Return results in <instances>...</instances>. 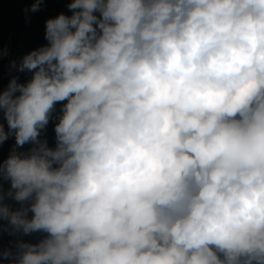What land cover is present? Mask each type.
Masks as SVG:
<instances>
[{"label": "clouds", "instance_id": "9594fccd", "mask_svg": "<svg viewBox=\"0 0 264 264\" xmlns=\"http://www.w3.org/2000/svg\"><path fill=\"white\" fill-rule=\"evenodd\" d=\"M67 7L0 91V231L47 234L0 264H264V0Z\"/></svg>", "mask_w": 264, "mask_h": 264}, {"label": "water", "instance_id": "95a60500", "mask_svg": "<svg viewBox=\"0 0 264 264\" xmlns=\"http://www.w3.org/2000/svg\"><path fill=\"white\" fill-rule=\"evenodd\" d=\"M56 0H42L40 8L32 12V5L35 0H0V91L7 88L13 77H18V82L27 83L32 72L25 70L19 72L13 67V62L19 64L23 56L29 52L47 44L45 40L46 21L55 18L54 4ZM27 10V11H26ZM0 123L4 124L7 130L6 120L0 115ZM47 128L42 132L41 139H47ZM15 145V138L10 137L6 142L0 144V162L6 160ZM31 145H25L17 151L26 152ZM10 182H3V189L7 191ZM13 208L19 205L12 200H6ZM31 213H29V217ZM0 224H7V221H0ZM46 233H32L31 235H10L8 231H0V251L11 249L16 250L18 240L29 243H38ZM3 264H8L5 260Z\"/></svg>", "mask_w": 264, "mask_h": 264}, {"label": "trees", "instance_id": "16d2710c", "mask_svg": "<svg viewBox=\"0 0 264 264\" xmlns=\"http://www.w3.org/2000/svg\"><path fill=\"white\" fill-rule=\"evenodd\" d=\"M70 2V0H56L55 4H54V13L55 16L64 13L66 15H71V12L69 11L67 4ZM63 103H66L63 102ZM60 108H61V104L58 103L56 105V109L53 112V118L50 120L48 126H47V141L50 147H55V132H54V126L55 124L58 122L57 117L60 114Z\"/></svg>", "mask_w": 264, "mask_h": 264}]
</instances>
